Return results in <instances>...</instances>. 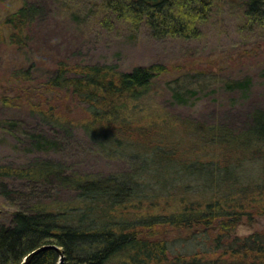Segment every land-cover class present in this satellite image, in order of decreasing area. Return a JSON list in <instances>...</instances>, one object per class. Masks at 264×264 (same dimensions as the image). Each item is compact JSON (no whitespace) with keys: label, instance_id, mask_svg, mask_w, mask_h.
<instances>
[{"label":"trees","instance_id":"obj_1","mask_svg":"<svg viewBox=\"0 0 264 264\" xmlns=\"http://www.w3.org/2000/svg\"><path fill=\"white\" fill-rule=\"evenodd\" d=\"M219 1L81 3L88 6L87 15L101 9V21L109 28L121 23L133 31L145 27L156 38L195 39L201 36ZM231 3L238 5L241 27L264 32V0ZM43 12L40 1L20 0L18 8L0 21V50L26 51L30 29ZM31 66L17 65L7 81H34ZM165 70L162 63L122 70L114 64L62 62L46 77L44 89L64 92L87 105L90 115L82 124L84 129L104 151L124 155L129 169L97 177L68 173L65 166L44 157L23 164L0 162V198L10 208L9 219L0 223V264H21L30 252L44 245L49 247L37 253L30 264H58L60 250L62 264L158 263L167 260L169 250L167 243L157 238L161 227L209 226L215 220L223 231L216 237L218 246L223 237L228 241L223 252L201 259L179 256L176 264H264V230L243 241L225 233L246 213L239 209L264 210V205H245L248 197L255 195L256 200L264 194V110L254 111L251 124L240 133L216 125L199 127L203 140L213 144V152L205 160L179 158L181 142L168 144L156 118L139 122L137 117L140 112L148 115L138 103H144L142 99L150 95L155 78ZM244 82L248 84L249 79ZM31 105V111L43 120L72 132V123L56 105L41 106L37 101ZM19 125V120L0 119V126L9 129ZM32 136L33 144L46 149L55 144L42 133ZM217 145L227 147L217 152ZM258 152L263 163L260 153L259 158L255 156ZM244 161L254 165L259 176H251ZM202 168L213 170L205 192L195 187L199 181L195 172ZM169 172L178 176L174 180L162 176ZM63 189L73 192V198L57 199Z\"/></svg>","mask_w":264,"mask_h":264},{"label":"rangeland","instance_id":"obj_2","mask_svg":"<svg viewBox=\"0 0 264 264\" xmlns=\"http://www.w3.org/2000/svg\"><path fill=\"white\" fill-rule=\"evenodd\" d=\"M37 1L43 4L44 12L30 29L29 48L0 50V119L20 122L17 128L0 126V162L23 164L44 157L62 164L68 173L97 177L129 169L124 155L104 151L84 129L82 124L90 115L85 103L64 92L43 88V81L62 62L114 64L122 70L162 63L166 70L155 78L150 95L142 99L144 103H138L148 115L140 112L137 117L139 122L150 120L151 116L156 118L168 144L174 140L181 142L179 158L184 160H205L213 152V144L203 140L199 127L216 125L240 133L251 124L254 111L264 110V32L241 27L238 5L231 0L219 1L211 19L203 25L201 36L195 39L156 38L145 27L133 31L121 23L109 28L101 21L102 10L87 15L88 6L82 0ZM19 4L20 0H0V21ZM20 64H32L34 81H7ZM247 79L249 83L245 84ZM32 101L46 107L50 103L56 105V110L72 123V132L32 112ZM34 133L46 135L55 144L50 149L33 144ZM221 147L224 146L217 145V152ZM259 153L255 154L257 158ZM260 157L263 163L262 153ZM247 162L252 164L251 159ZM247 162L244 161L246 171L253 177L259 176L257 168ZM232 167L234 172L233 164ZM167 174L162 176L169 180L178 176ZM195 174L199 179L196 190L205 192L213 170L202 168ZM254 196L248 197L245 205H264V194L257 195L256 200ZM56 198H73V192L63 189ZM0 208L1 223L9 219L10 210L1 198ZM260 209H239L246 213L230 232H224L243 241L263 231L264 210ZM222 232L218 220L209 226L164 225L156 235L167 243L168 258L152 264H176L179 256L201 259L203 255H220L228 242L223 237V244L218 246L216 237Z\"/></svg>","mask_w":264,"mask_h":264},{"label":"water","instance_id":"obj_3","mask_svg":"<svg viewBox=\"0 0 264 264\" xmlns=\"http://www.w3.org/2000/svg\"><path fill=\"white\" fill-rule=\"evenodd\" d=\"M0 215H1V208H0ZM52 247H55L57 249L60 250V248L56 245H51ZM49 247L48 245H44V246H41L35 250H33L32 252H30L24 259V261L21 263V264H30V262L32 261V259L34 258V256L39 253L40 251L44 250L45 248ZM61 252V256H60V260L58 262V264H62L63 260H64V254L62 253V251L60 250Z\"/></svg>","mask_w":264,"mask_h":264}]
</instances>
